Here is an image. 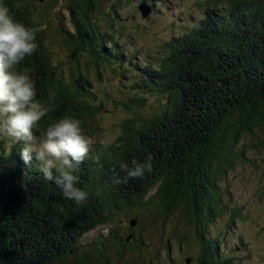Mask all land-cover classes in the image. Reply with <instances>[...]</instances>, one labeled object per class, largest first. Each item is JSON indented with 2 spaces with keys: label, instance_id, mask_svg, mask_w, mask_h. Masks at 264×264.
<instances>
[{
  "label": "trees",
  "instance_id": "obj_1",
  "mask_svg": "<svg viewBox=\"0 0 264 264\" xmlns=\"http://www.w3.org/2000/svg\"><path fill=\"white\" fill-rule=\"evenodd\" d=\"M62 1L5 3L37 32L39 48L21 69L30 70L38 98L52 110L36 135L72 115L91 140L77 172L87 200L65 199L35 160L25 161L24 142L2 136L0 264H161L158 255L149 262L140 257L144 229L175 215L194 231L203 258L196 264H234L210 231L223 210L220 184L247 158L242 142L264 149V0H196L193 13L187 0H65L69 18L57 20L68 57L59 61L46 25ZM122 2L136 11L150 7L144 19L179 2L178 20L188 24L163 38L155 33V42L146 44L144 27L120 13ZM107 72L121 97L102 91ZM110 107L126 113L111 140L102 122ZM148 158L151 174L126 177L122 163ZM124 217L126 232L117 226ZM102 227L106 235L83 241ZM175 239L186 241L175 229L164 246L169 257Z\"/></svg>",
  "mask_w": 264,
  "mask_h": 264
},
{
  "label": "rangeland",
  "instance_id": "obj_2",
  "mask_svg": "<svg viewBox=\"0 0 264 264\" xmlns=\"http://www.w3.org/2000/svg\"><path fill=\"white\" fill-rule=\"evenodd\" d=\"M115 1L110 0V5ZM187 1L185 9L188 8L193 13V9H196L193 5L196 0ZM64 5L65 0L60 3L58 11L55 12L56 15L50 17L47 22L50 25H46L47 30L50 32L49 46L55 53L56 60L59 61L66 60L68 57L66 39L62 37L57 20L61 15H64L67 19L69 18ZM121 7L122 11L120 13L122 16L135 19L130 20L128 23H139L141 27H144V38L142 40L144 43L147 40L148 43H154L156 39L153 38V34L155 33L163 38L171 34V28L172 30L180 26L184 28L188 24V21L178 20V15L181 14L179 2H171L169 9L150 19H144L140 11H136L135 7L127 6L126 3L122 2ZM37 9L39 15L44 13L43 8L37 7ZM105 9L106 13L111 14L110 8L105 7ZM67 19L66 23L68 25ZM102 23L105 22L102 21ZM92 77L96 80L94 73ZM104 80L105 85L102 87V91L121 97V94L117 91L118 82L111 80L109 72L106 73ZM125 117L126 113L123 111H114L113 107L109 108V112L102 120L108 139H113L117 132V130L115 131L116 124ZM2 136L0 135V142ZM243 144L242 149L246 152L244 154L247 158L244 161L237 162L236 168L220 184L223 193L221 195L223 210L210 233L212 238L218 237L224 241V250L227 256L234 260V264H264V149L258 148L250 139H245L241 145ZM237 213H239V216H235ZM121 220L122 222L117 223V226H123L126 232L129 226L128 222L125 217ZM152 223L149 229H144L146 231L144 234L146 244H144V250L140 254V257L146 262L152 261L157 255L161 259V264H196L197 256L199 257L198 261L203 259L198 246L194 243L193 229L186 225H179V216L175 215V218L171 217L167 220L156 219ZM175 229L176 234L183 236L186 241L183 245H180L178 240L175 239L171 244L170 252L172 255L169 257L164 246L167 237ZM108 230V227L96 229L87 234L83 241L86 243L93 241L98 236L106 235Z\"/></svg>",
  "mask_w": 264,
  "mask_h": 264
},
{
  "label": "clouds",
  "instance_id": "obj_3",
  "mask_svg": "<svg viewBox=\"0 0 264 264\" xmlns=\"http://www.w3.org/2000/svg\"><path fill=\"white\" fill-rule=\"evenodd\" d=\"M38 48L36 30L17 20L5 0H0V135L15 143L23 141L25 161L35 160L45 180L58 186L65 199L81 205L87 193L77 187V172L89 156L91 140L82 121L72 115L49 123L36 135L52 108L38 98L34 77L21 65ZM121 168L128 179H143L152 172V160L133 161L131 167L122 163ZM161 183L162 178L156 185Z\"/></svg>",
  "mask_w": 264,
  "mask_h": 264
},
{
  "label": "water",
  "instance_id": "obj_4",
  "mask_svg": "<svg viewBox=\"0 0 264 264\" xmlns=\"http://www.w3.org/2000/svg\"><path fill=\"white\" fill-rule=\"evenodd\" d=\"M41 1H44V0H41ZM139 11L142 13L143 18H148L152 13L151 8L144 4L139 7Z\"/></svg>",
  "mask_w": 264,
  "mask_h": 264
},
{
  "label": "bare ground",
  "instance_id": "obj_5",
  "mask_svg": "<svg viewBox=\"0 0 264 264\" xmlns=\"http://www.w3.org/2000/svg\"><path fill=\"white\" fill-rule=\"evenodd\" d=\"M43 80V79H42Z\"/></svg>",
  "mask_w": 264,
  "mask_h": 264
}]
</instances>
